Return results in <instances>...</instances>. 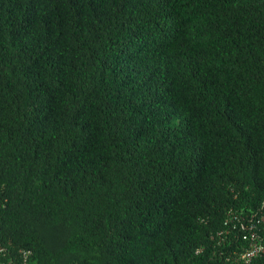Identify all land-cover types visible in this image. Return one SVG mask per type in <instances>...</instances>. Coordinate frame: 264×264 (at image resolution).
<instances>
[{
	"label": "trees",
	"instance_id": "trees-1",
	"mask_svg": "<svg viewBox=\"0 0 264 264\" xmlns=\"http://www.w3.org/2000/svg\"><path fill=\"white\" fill-rule=\"evenodd\" d=\"M264 0H0V262L264 264Z\"/></svg>",
	"mask_w": 264,
	"mask_h": 264
},
{
	"label": "built area",
	"instance_id": "built-area-1",
	"mask_svg": "<svg viewBox=\"0 0 264 264\" xmlns=\"http://www.w3.org/2000/svg\"><path fill=\"white\" fill-rule=\"evenodd\" d=\"M259 250H264L263 246H253L244 253L243 258L246 261H250ZM0 264L3 263L0 262Z\"/></svg>",
	"mask_w": 264,
	"mask_h": 264
}]
</instances>
